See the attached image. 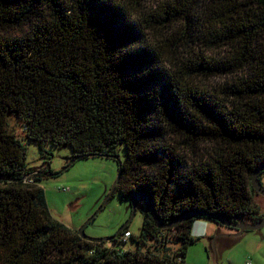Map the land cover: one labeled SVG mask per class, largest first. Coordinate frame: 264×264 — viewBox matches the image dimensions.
Listing matches in <instances>:
<instances>
[{
	"label": "trees",
	"instance_id": "1",
	"mask_svg": "<svg viewBox=\"0 0 264 264\" xmlns=\"http://www.w3.org/2000/svg\"><path fill=\"white\" fill-rule=\"evenodd\" d=\"M23 139L117 158L109 195L143 196L139 234L55 219ZM258 167L264 184V0H0V264H185L197 219H261ZM149 206L191 216L159 227Z\"/></svg>",
	"mask_w": 264,
	"mask_h": 264
},
{
	"label": "rangeland",
	"instance_id": "2",
	"mask_svg": "<svg viewBox=\"0 0 264 264\" xmlns=\"http://www.w3.org/2000/svg\"><path fill=\"white\" fill-rule=\"evenodd\" d=\"M7 122L10 131L23 136L24 128L16 115H9ZM22 141L26 146L25 163L28 168H42L44 172L49 167L54 172V175L43 174L40 185L55 219L78 230L97 213L85 228V234L92 239L110 237L127 222L131 215L130 196H123L120 190L109 195L118 177L117 158L104 155L73 158L69 146L52 143L44 145L49 154L41 155L36 142ZM118 152L123 161L124 149L120 147ZM45 161L48 163L44 164ZM262 179L264 181V175ZM254 201L264 213V196L256 192ZM145 210L144 202L138 201L128 225L133 235L139 234ZM234 228L209 219H197L191 229L196 241L188 246L185 264H264V226L244 230L239 235ZM112 243L106 241L107 246ZM117 247L135 249L132 238ZM168 247L176 250L178 245L170 243Z\"/></svg>",
	"mask_w": 264,
	"mask_h": 264
},
{
	"label": "water",
	"instance_id": "3",
	"mask_svg": "<svg viewBox=\"0 0 264 264\" xmlns=\"http://www.w3.org/2000/svg\"><path fill=\"white\" fill-rule=\"evenodd\" d=\"M262 167H258L254 170L252 176H251V180H250V183H251V186L253 187V189L259 193L260 195H263L264 196V185L263 183L260 181L259 179V174L260 172L262 171ZM117 182V180H116ZM116 182L114 184V187L116 185ZM113 187V189H114ZM113 189L111 190V192L113 191ZM109 197V195H108ZM107 197V198H108ZM143 199V196L139 193H132L130 195V204H131V215L129 217V219L127 220V222L125 224H123L119 230L112 236L110 237H107V238H101L100 240H103V241H111V240H114L117 238V236L123 231V229H125L129 222L131 221L132 217L134 216L135 214V208H136V204L138 201H141ZM148 211L149 213L151 214V216L153 217L154 221L156 222V224L159 226V227H174L177 223L179 222H182L184 221L186 218H188L189 216L191 215H184L182 217H180L178 220H176L175 222L173 223H170V224H167V225H162L158 218L156 217L154 211H152V209L150 208V206L148 207ZM97 215V213L94 214V216H92L91 218H89L82 226L81 228L78 229V232L80 234V236H82L83 238H87V239H91L92 238H89L86 234H85V228L86 226L94 219V217ZM214 218H216L217 220H220V217L218 216H214ZM233 227H235L238 231H237V234L236 235H239L240 233H242L244 230H256V229H259L261 227L264 226V215L261 217V219L257 222H253V223H247L245 222L242 218H239L238 221L236 223H232L231 224ZM213 248H214V239H213Z\"/></svg>",
	"mask_w": 264,
	"mask_h": 264
},
{
	"label": "built area",
	"instance_id": "4",
	"mask_svg": "<svg viewBox=\"0 0 264 264\" xmlns=\"http://www.w3.org/2000/svg\"><path fill=\"white\" fill-rule=\"evenodd\" d=\"M130 236V233L129 232H126L125 235H124V238H128ZM247 264H251L250 262H247Z\"/></svg>",
	"mask_w": 264,
	"mask_h": 264
},
{
	"label": "flooded vegetation",
	"instance_id": "5",
	"mask_svg": "<svg viewBox=\"0 0 264 264\" xmlns=\"http://www.w3.org/2000/svg\"><path fill=\"white\" fill-rule=\"evenodd\" d=\"M264 185V184H263ZM264 215V214H263ZM237 230V229H236ZM238 231V230H237Z\"/></svg>",
	"mask_w": 264,
	"mask_h": 264
}]
</instances>
